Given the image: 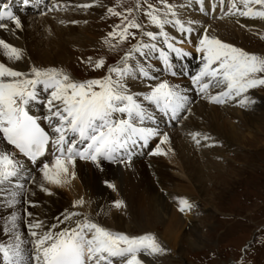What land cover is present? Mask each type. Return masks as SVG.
Instances as JSON below:
<instances>
[{"label": "snow or ice", "instance_id": "snow-or-ice-1", "mask_svg": "<svg viewBox=\"0 0 264 264\" xmlns=\"http://www.w3.org/2000/svg\"><path fill=\"white\" fill-rule=\"evenodd\" d=\"M29 3L30 0H23V6ZM145 3L144 14L157 32L144 29L139 18L132 15V6L125 9L127 15L116 11L119 0L116 7L107 9L109 14L120 16L121 21L113 26L102 43L109 52L123 54L107 66L103 57L94 62L89 57L88 63L94 69L107 67L99 78L77 80L55 66L32 65L25 72L0 62V139L13 149L11 153L0 151V206L12 209L10 215L3 218L2 231L6 239L0 241V264H144L141 256L156 257L168 251L152 232L138 235L115 232L78 211L66 210L62 218H57V224L47 229L42 221L25 219V236L16 206L22 194L24 203H32L27 198L30 189L25 184H36L51 195L52 189L47 185L64 186L75 179L77 158L91 161L97 168H101L102 161L129 166L134 150L148 147L153 137H158L159 143L149 154H166L162 145L169 137L167 132L160 131L156 113L169 121H179L191 111L189 106L193 101L187 94L189 89L159 79L148 61L158 53L165 74L175 76L170 53H175L177 59L192 55L177 46L187 38L184 34L190 37L196 33L195 42L189 40V43L200 56V65L194 74H184L189 75L198 98L214 104L238 98L236 103L245 107L254 101L244 94L249 89L264 86V56L223 42L210 35L207 26H202L201 34V30L195 28L198 21L179 19L176 5L167 0H160L163 9L148 0ZM197 3L203 5V0ZM224 4L225 0H219L222 12ZM57 7L60 6L52 4L47 10ZM216 7L214 2L212 8ZM135 10H141L140 0H136ZM223 14L264 19V0H227V11ZM5 20L15 29L23 28L12 0L0 3V29L7 28ZM166 25L181 33V39L170 35L165 30ZM130 29L139 30L141 39L125 48L128 37L136 36ZM0 55L8 62H19L25 53L0 39ZM137 80L145 84V91H132L131 83ZM212 87L221 90L212 94ZM149 121L156 126H145ZM190 135L199 144L197 137L201 134ZM202 138L209 139L206 135ZM46 153L52 157L50 162ZM17 155L26 158L38 170L41 178L38 184ZM104 183L115 190L113 183L108 180ZM177 203L181 213H189L194 208L187 198H177ZM83 204L80 198L72 207ZM113 204L120 208L123 201L115 200ZM24 215L29 217L32 213L25 209Z\"/></svg>", "mask_w": 264, "mask_h": 264}, {"label": "bare ground", "instance_id": "bare-ground-1", "mask_svg": "<svg viewBox=\"0 0 264 264\" xmlns=\"http://www.w3.org/2000/svg\"><path fill=\"white\" fill-rule=\"evenodd\" d=\"M3 1L8 2V0ZM18 1L19 0H12V6L15 7L19 5L20 7L23 0H20V3H18ZM102 2L103 0H30L28 6L24 8L20 7V9L15 11L23 22L22 29H15L7 20L4 21V23L8 25L7 28L0 29V39L24 50L25 55L23 60L19 62H8L0 55V62H4L8 66L14 67L16 70L25 72H27L32 65L47 67L39 51L40 45L37 42V31L44 29L47 34H54L52 36L53 38L50 39V44H56V47H59L60 50H62V46L58 43L62 40L60 38L62 32L67 31L66 35L68 36L73 34L74 29L70 27H66V29L63 30L59 28V33H55L50 23L42 20H37V22L33 20V22L29 16H26L31 10L44 12L49 8V5L52 6V4H57L60 6L57 8H67V10L74 12L71 17L75 20L78 16L84 14H101V12L98 13V10H100L99 7L102 6ZM214 2L217 4L215 9L212 8ZM84 4H89L91 6L88 8L78 7ZM201 7L204 9L203 11H201ZM175 11L178 13V18L182 21L185 18L186 21H198L195 28L200 29L201 34L202 27H200V25L204 23L202 21L204 17L217 19L213 23H216L219 26L218 29L223 33L227 29H229V31L232 28L236 30V24H241L249 29L250 27L256 26V21H258L254 20L257 18L239 15L225 16L223 13L227 11V0H225L223 6V12L221 11L219 0H203V5L197 3V0H180L176 5ZM62 23L63 22L60 21L58 22V24L61 25ZM142 24L145 30L158 31L157 28L148 23V20H144ZM37 25L39 27L35 28ZM204 25L206 26L208 23H204ZM222 28H226V30L223 31ZM165 30L178 40L181 39L182 34L177 32L171 25H166ZM46 33L44 34L46 35ZM221 34L222 33L219 35ZM184 36L187 38L183 43H178L177 46L191 52L192 55L184 57L183 59H177L173 53H170V57L175 60L172 62L173 70L176 73L175 77H187L188 79L189 75L194 74L195 71L198 70L200 56L195 53L192 43H189V40L193 43L195 42L196 33L193 32L190 37H188L187 34H184ZM143 39L146 41V37ZM156 55H158V53ZM197 58L199 61H195ZM155 60L159 61V57L158 59H154V61ZM153 69L158 71L156 68ZM160 71L162 72V70ZM185 72L189 75H185ZM187 81H183L186 82L183 84L180 82L179 85L185 89H189L187 94L193 100L195 94H192V89L189 87ZM177 82L178 81L174 80L172 83L177 84ZM135 86L133 91H145V84L144 87H141V84ZM220 90V88L212 87L210 92L212 91L213 94H215ZM250 90L251 89L244 95L248 96L254 103L248 104L245 107L240 106L243 111L240 108V110L233 108L232 110L226 109L227 111H225L224 106H219L221 104L216 105L210 103V106L206 99H200L196 95V102L191 103V111L188 113L190 124L184 125L183 128L181 127V131L162 129L159 127L160 131L167 132L169 137L168 142L162 145V148L166 152L165 155L149 154L152 149L156 147V144L159 143V138L153 137L149 141L148 147H138L134 150L132 159L128 162L129 166L102 161L101 168H97L88 160L82 162L79 160L75 161V179L64 186L47 185L52 189L51 195L41 191L36 184H25V187L30 189L27 193V198L32 203H24L23 194L19 197L20 203L16 206V211L20 216L19 224L22 232L26 236L27 228L24 227L25 219L28 221H42L45 229H47L51 227V225L57 224V218H62V214L66 210L78 211L88 215L102 226L115 232H122L129 235H138L145 232L156 234L168 251L156 257H152L153 260L150 259L151 257L145 256H141V259L144 261V264H173V260L178 257L180 252L179 245L182 243L183 239L188 240V245L192 247L193 245L198 246L203 243L204 238L200 234V228L196 223L192 211H194L195 207H202L203 211L209 212L208 204H206L203 199V196L207 193V189L205 188V177L208 176L207 172H210L211 167L215 166L213 160L217 157L216 153L222 151L213 149L212 147L208 148V146L201 150L193 147L189 144V141L191 140L195 143L196 141L192 139L190 133H200L201 136H198L197 139L204 141L202 138L206 135L204 132L212 128L217 134V137L225 139L226 144L230 147H234L235 145H240L241 147L242 143L240 140H243L246 136L237 133L236 126H231L229 121L234 119L238 120V118L240 119V117H242L241 124H245L248 130H254L260 127L264 128V98H261L264 94L259 90L258 94L254 95ZM258 95L261 97H257ZM236 99L238 98L232 100L235 104H237ZM227 106L230 105L227 104ZM237 106L239 107L238 104ZM244 110L251 113L246 114ZM33 111H35V109H33ZM258 111L261 112L259 113ZM157 114L158 126H162L159 124L161 123L169 128L171 125L174 127L175 123H177V121L173 123L161 114ZM145 126L155 127L156 125H153L149 121L145 123ZM44 127L47 128V125H44ZM203 129H205V131ZM169 148H171L170 152L167 151ZM4 150L10 153L13 151L11 145H7L6 142L0 139V151ZM48 158L47 160L50 162L52 158L51 155L48 154ZM17 159L25 163L27 170L36 177L38 184L41 179L38 170L25 158L17 155ZM89 162L91 164H88ZM105 180L113 183L115 185V190L108 188L104 183ZM0 196H2V194H0ZM180 197L187 198L194 204V208L191 212L181 213L177 210V198ZM80 198L84 200L83 206L73 208V202ZM115 200L123 201L120 208L114 206L113 202ZM31 204L33 207H31ZM25 209L32 213V215L25 217ZM11 211V208L0 206V236H3V218L10 215ZM64 226L65 225H60V227ZM131 227L137 231L136 234L131 231ZM186 228L188 231H186ZM5 239L6 237L4 236L0 241H4Z\"/></svg>", "mask_w": 264, "mask_h": 264}, {"label": "rangeland", "instance_id": "rangeland-1", "mask_svg": "<svg viewBox=\"0 0 264 264\" xmlns=\"http://www.w3.org/2000/svg\"><path fill=\"white\" fill-rule=\"evenodd\" d=\"M135 2L136 0H119L120 6L116 7L118 0H103L102 6L98 10V13L101 12V14H84L78 16L75 20L71 17L74 12L67 10V8H56L52 11L46 10L44 11V15L40 14L42 11L31 10L26 16H29L32 21L35 20L37 22V20H42L50 23L55 33L58 32L59 28L62 30L66 29V27L74 29V35L68 36L66 35L67 31L62 32L60 36L62 40L58 43L62 46V50L56 47V44H50V39L53 38L54 34H47L44 29L38 30L37 42L40 45L39 51L47 67L55 66L62 68L75 79L86 80L103 76L107 71L106 66L114 64L119 59V56L123 54L122 52H109L102 43L103 38L112 31L113 26L121 21L120 16L111 15L107 12L109 7H116V11L127 15L125 9L132 6L134 9L132 15L138 17L141 23H144V20H148L144 14L145 10H147L145 0H140L141 10L139 11L135 10ZM148 2L152 3L156 8L163 9V4L160 3V0H148ZM167 2L177 5L180 0H167ZM20 7L19 5L15 6L14 10L16 11ZM185 19L183 21H186ZM57 20L58 22L63 21L62 25L58 24ZM216 20L207 17L202 18L204 23H208L206 26L209 29L210 35L249 53L264 56V19H254L255 21L258 20L256 21V26L249 29L241 24H236L237 32L234 28L230 29V31L229 29L227 31L226 28H222L223 31L226 30L224 33L218 29L219 26L216 23H213ZM72 21H76V23H72ZM204 23L200 27L205 26ZM38 27L37 25L35 28ZM130 31L135 32L136 36L135 38L128 37L124 44L125 48L130 47L141 39L139 30L130 29ZM218 31L222 34L219 35ZM44 52L47 53L45 54ZM156 54L148 61L152 65L153 73L159 79H167L171 83L176 80L178 81L177 84H180V82L183 84L186 83L183 81L188 80L187 83L192 89V94H195V98L192 101L196 102V89L191 85L189 78H176L171 74H165L163 65L158 60L154 61V59H158L159 57V54ZM173 54L175 55V53ZM89 57L92 58L93 62L103 57L106 66L101 69H94L88 63ZM170 58L171 62L175 61L172 57ZM197 60L198 58L195 59V61ZM153 68H156L158 71H155ZM139 84H141V87H144V84L139 80L132 82V91L136 87L135 85ZM259 90L264 94V86H257L250 91L254 95H257ZM211 93L213 94L212 91ZM257 97L261 96L258 95ZM261 98H264V95ZM208 104L211 106L210 103ZM227 104L230 106H227ZM191 106L192 104L189 107L191 108ZM219 106H224L225 111H227L226 109L232 110L233 108L242 110L234 101H229ZM152 110L153 112L155 111L154 109ZM244 112L246 114L251 113L247 110H244ZM258 112L260 113L261 111ZM156 116L158 122L157 113ZM241 118H238L240 121L237 119L229 121L231 126H236L237 133L246 136L243 138L244 141L240 140L242 143L241 147L240 145L230 147L226 144L225 139L217 137L212 128L208 129V131L203 129L205 131L203 132L209 139H204V141L199 140V144L191 140L189 141L190 145L199 150L208 146V148L212 147L213 149L222 151L216 153L217 157L213 160L215 166L211 167L210 172H207L208 176L205 177L207 193H205L203 199L208 204L209 212L203 211L202 207H195L194 211H192L196 223L200 228V234L204 238L203 243L198 246L193 245L192 247L188 245V240L183 239L179 245L180 252L178 257L173 260V264H264V128L260 127L257 128L259 130H248L245 124H241ZM172 122L175 123V121ZM159 124L162 125L159 126L162 129L181 131L184 125L190 124L189 114L177 121L174 127L171 125L167 128L168 126ZM79 161L86 160L79 159ZM88 164L91 163L89 162ZM83 168L87 169L86 167ZM131 231L134 234L137 233L132 227ZM186 231H188L187 228ZM2 235L0 239L4 237V234ZM150 259L153 260L152 257Z\"/></svg>", "mask_w": 264, "mask_h": 264}]
</instances>
